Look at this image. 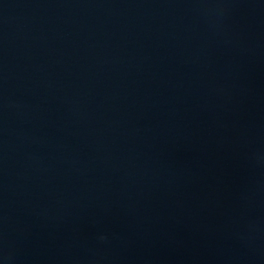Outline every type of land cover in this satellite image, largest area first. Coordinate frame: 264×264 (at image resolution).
<instances>
[{
	"label": "water",
	"instance_id": "1",
	"mask_svg": "<svg viewBox=\"0 0 264 264\" xmlns=\"http://www.w3.org/2000/svg\"><path fill=\"white\" fill-rule=\"evenodd\" d=\"M0 264H264V0H0Z\"/></svg>",
	"mask_w": 264,
	"mask_h": 264
}]
</instances>
